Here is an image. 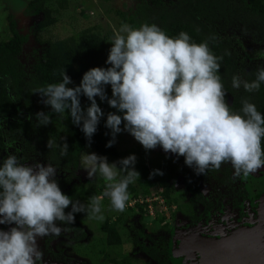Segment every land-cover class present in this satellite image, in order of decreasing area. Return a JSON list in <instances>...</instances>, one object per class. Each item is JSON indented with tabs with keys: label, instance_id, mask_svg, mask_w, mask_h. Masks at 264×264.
<instances>
[{
	"label": "clouds",
	"instance_id": "9594fccd",
	"mask_svg": "<svg viewBox=\"0 0 264 264\" xmlns=\"http://www.w3.org/2000/svg\"><path fill=\"white\" fill-rule=\"evenodd\" d=\"M110 42L106 60L110 67L90 68L75 87L68 86L72 80L64 68L61 82L33 92L61 119L67 118L69 110L72 123L81 128L89 146L105 115L97 103L99 97L123 113L107 114L105 126L112 136L107 147L116 142L118 133L127 131L145 150L159 145L166 153L183 156L197 175H206L210 168L219 170L224 163H230L237 176L264 168V115L247 100L243 114L231 110L218 75L223 57L214 55L207 41L193 42L184 31L170 37L156 24L145 23L139 28L121 25ZM262 82L264 69L251 82L233 76L232 87L253 92ZM106 85H111V98ZM81 95L90 101L86 110L81 107ZM35 115L38 126L52 123L43 111ZM54 145L49 139L47 147ZM55 146L60 147L62 157L68 154L66 141ZM21 161L12 154L0 165V225L10 226L0 228V264H39L43 253L38 238L59 236L62 229L57 221L71 224L77 213H87L90 219L103 222V197L109 198L113 210L123 212L128 187L140 178L135 154L112 163L95 152L82 154L81 167L88 178L99 175L105 181L103 196H93L86 207L62 192L52 163ZM156 174L163 172L153 170L150 177Z\"/></svg>",
	"mask_w": 264,
	"mask_h": 264
},
{
	"label": "trees",
	"instance_id": "16d2710c",
	"mask_svg": "<svg viewBox=\"0 0 264 264\" xmlns=\"http://www.w3.org/2000/svg\"><path fill=\"white\" fill-rule=\"evenodd\" d=\"M25 13H41L43 16L33 32L49 28L57 22V11L44 7L39 0H31ZM118 13L133 28L145 23L156 24L170 37H176L184 31L193 42L207 41L213 54L223 57L219 61L218 75L231 97L228 103L231 110L243 114V101L247 100L264 115V82L259 90L253 92L246 91L243 86L239 89L232 87L233 76L251 82L256 79L257 72L264 69V0H140L133 10ZM8 18L9 32L6 38L0 40V161L12 154H21L19 157L22 160L40 158L69 172V176L78 168L81 153L86 148L119 161L116 142L111 147L106 146L112 139L111 129L105 126L106 115L100 119L89 146L87 137L79 126L72 123L71 116H65L67 120L60 121V117L51 111V106L45 105L38 93H33L39 87L61 82L60 71L64 68L73 84L80 83L83 74L92 67H110L106 60L112 47L110 41L113 34L102 33L100 26H87L64 38L49 40L34 47L29 54L31 59L28 56L23 59L22 46L27 42L28 35L16 29L11 15ZM105 91L112 96L111 85H106ZM41 111L51 117L52 123L38 126L35 114ZM49 139L55 145H62L66 141L68 154L62 157L60 147L55 145L49 149ZM14 146L17 148L14 149ZM176 162L185 190L204 203L198 190V181L203 174L197 175L192 167L185 164L183 156H176ZM216 172V169L210 168L207 174L214 176ZM66 176L58 179V183H64ZM138 180L136 184L129 185V198L139 200L149 194L147 189H138V186L146 185L144 178ZM61 186L62 192L73 202L79 201L86 207L93 196L102 193V186L92 189L75 183L69 187ZM162 186L163 191L159 195L165 203H176V197L170 196V186ZM135 208L142 213L146 202H137ZM70 210L71 206L65 211ZM86 214L77 213L75 219ZM63 223L67 228L76 227V222ZM164 228L167 227L164 225ZM101 229L106 232L110 245L119 244L120 237L115 225L109 223V218L101 224ZM157 242L151 248L141 246V251L155 259L156 264H167L164 260L165 242L161 238Z\"/></svg>",
	"mask_w": 264,
	"mask_h": 264
},
{
	"label": "rangeland",
	"instance_id": "374dc122",
	"mask_svg": "<svg viewBox=\"0 0 264 264\" xmlns=\"http://www.w3.org/2000/svg\"><path fill=\"white\" fill-rule=\"evenodd\" d=\"M30 1L31 0H0V40L7 37L10 25L8 15H11L15 21L16 29H18L21 34L28 35L27 42H25L22 46L23 53L21 54V56L23 59H25V57L27 56L30 58L29 54L34 47H39L42 43H46L49 40L64 38L74 33L76 30L87 26H100V31L102 33L110 32L114 36V30L118 31L123 24L129 25L128 22L122 20L118 11L128 12L130 10H133L140 0H64L65 3L62 0H39V2H41L44 7H49L57 11V22L49 28L36 32H33V30H35V25L40 19H42L43 16L41 13L31 15L25 13V9ZM79 84L80 83L78 82L73 83L69 87H75ZM107 96L111 98L110 95ZM80 100L81 107L86 110V108L90 105V101L83 95H81ZM96 100L106 116L109 112H115L116 114L123 116V113L119 112L115 108L110 107V105L107 103V100L101 101L99 97H96ZM226 102H231V97L227 93ZM65 116H70L69 110L67 111V113H65ZM61 120H67V118H60V121ZM121 128L123 129V123L121 124ZM15 148L17 147L14 146V149ZM116 148L118 157L120 159L125 158L130 154L136 155L137 162L135 168L140 172V178H144V183L146 184L141 187L138 186V189L140 191H144L145 189H147L149 192L148 195L141 197L142 201L139 202H141L140 204H142L144 200L148 199L149 202L151 201L152 208L155 209V212L153 211V214L148 213L147 215H145L140 213L138 214L136 211L133 212L132 210H127L126 208L124 210H127L126 212L123 211L121 215H118L119 211L112 209L109 198L103 197L102 214L104 215L105 219L110 218L111 220H113V217L116 214L118 215V223L119 225L122 224L123 226V228H120V231L123 232L121 238L126 248V254H128L129 252V255L132 256V258H134L135 254V258H141L142 261H146L147 257L144 254L137 256V254H139L140 252L139 245H151L153 240H150L148 237L156 238V235L158 233L163 236L167 235L165 229L162 228V222L167 221L169 224H171L172 230L170 231V234L172 237L176 235V233L174 234L175 227L178 229V231H176L179 233V231L181 232L180 227L187 223L183 215H178V211L176 212V215L174 217V212L178 208H175V210L172 209L173 211L171 210L170 212L168 206L166 208L164 206V209L160 207V203H158L157 200H162V196L159 195L160 192L163 191L162 184L170 186V196L176 197V203L174 205L178 204V207H180L181 209L190 207V209L194 212V215L200 213V208L196 204H193L191 201H189V199L187 198L188 195H184L185 197H183V194L185 193L183 191L184 186L181 181V175L177 167V155L166 153L159 145L155 149L145 150L144 147L138 141H136L134 137L127 131H122L117 134ZM91 152L92 150L90 148H86L82 151L81 155ZM106 157L109 163L117 162L116 158H113L112 156ZM37 159L38 158L30 160L28 164H34L35 162L39 161ZM39 162L42 163L41 161ZM78 167V171L76 170L77 178L74 180V182H80L89 189L102 186L103 193L105 188V181L99 175L92 179H89L86 170L81 167V157ZM153 170H160L163 172V175L156 174L150 177V173L153 172ZM65 174L67 175L68 173L63 172V176ZM251 174L254 176V178H257V172ZM249 178L251 179V177L249 176L241 175L238 184L243 185L245 188H247L248 184H250V181L252 180H248ZM137 180L134 184L137 183ZM201 188L207 189L204 185H202ZM102 193H100L101 196H103ZM155 197L157 200L155 199ZM247 203L248 201L242 202L241 206L237 209H233L234 207H232L233 211H229L230 214L228 216L237 219V217L239 218L242 214H248L249 211H246V209H248ZM244 204L246 205L244 206ZM222 209L226 211L228 209L227 204L222 203ZM83 217L82 227L88 233V235H95L100 233V225L104 222L105 219L103 220V222L95 219H90L88 214ZM160 217L163 219L161 220ZM220 219L222 220L221 216L217 217V220ZM117 227L119 228L118 225ZM138 230H141L143 232L144 237L135 239V233ZM71 236V232H62L61 237L55 240L51 249L53 250V252H57L60 248H62L63 255H72V258H85L82 252H78L73 249L76 242L70 241ZM171 236L170 240L172 241L173 238ZM88 238L90 239V235L88 236ZM170 240L168 241L167 248L168 251L172 252V255L173 249L171 247ZM79 243L81 245H79L78 250L84 251L91 256L89 258L91 264H97L98 262L96 256L92 258V256H94L95 254L103 253L104 258L109 256L106 254V251L110 255L112 252L113 254L118 253L117 256H123V252L120 250V248H116L110 251L106 246L103 251L102 249L96 248L95 244H92L91 247V244L85 243V240ZM135 262L139 264V261ZM135 262L134 264H136ZM146 263L150 264L149 262Z\"/></svg>",
	"mask_w": 264,
	"mask_h": 264
},
{
	"label": "flooded vegetation",
	"instance_id": "af4514ba",
	"mask_svg": "<svg viewBox=\"0 0 264 264\" xmlns=\"http://www.w3.org/2000/svg\"><path fill=\"white\" fill-rule=\"evenodd\" d=\"M18 156H21V154H19ZM34 159H30V160H34ZM30 160H22L21 162L28 164ZM37 160L41 161L42 163L48 164L46 161H43L40 158H38ZM0 163L2 164L3 161H0ZM56 169H57V175L55 178L57 179V181L58 179H62L64 178V176H66V174L63 176V172L68 173L67 176L65 177L66 181L61 184L65 185L66 187H69L70 185L75 183L74 180L77 178V171L79 167L76 169L77 171H74L73 175L70 176H69V172L61 170L58 167H56ZM256 172H257V178H254L252 174L248 175L249 177H251L252 180L250 178L248 179L251 181L250 184H248L247 188H245L243 185L238 184V181L241 175L243 174L237 176L235 174V170L233 166L230 163L222 164L220 169L217 170L214 176H210L208 174L203 175L198 181V190H199V195L204 200V203L198 200L197 197L192 196V194L187 192L185 188L183 190L185 193L183 194V197H185L184 195H188V197L187 196L186 197L189 199V201H191L193 204H196L200 208V213L194 215V212L190 209V207H187L186 209H181L180 207H178V204L174 205L175 203H172L171 205H167L168 209H170V212L172 209L175 210V208L176 209L178 208L174 212V217L176 215V212L178 211L177 212L178 215L179 214L183 215L187 223L182 227H180L181 232L179 231V233L177 232L178 229L175 227L174 234L176 233V235L172 237L170 234V231L172 230L171 224H169L167 221L162 222V228H164V225L167 227L164 228L167 235L163 236L160 233H158L156 235V238H150L148 236H145L148 237L150 240H153V242L151 243V245H142V244L139 245V251L142 252L141 246L151 248L153 245L157 244L158 243L157 241H159V238H161L164 240L165 242L164 244L166 246V258H164V260L165 262H167V264H204L202 260L203 258H206V254L195 250L191 244L192 243L191 240L189 241L187 246H185L183 244L184 237L191 238L192 236H199L206 238L209 237L221 238V237L230 236L240 227H253L257 223V212L259 210L260 198L261 195L264 194V168H261ZM68 178L69 180H67ZM61 184L59 183L60 188H62ZM75 184L83 185L80 182H77ZM182 184L184 186L183 181ZM202 185H204L207 189L201 188ZM98 196H101V194H99ZM245 201L246 202L248 201L247 203L248 209H246V211H249L248 214L245 215L242 214L239 218L237 217V219L228 216L230 214L229 211L231 210L233 211V209H237L238 207L241 206V203ZM137 202H138L137 198L136 199L129 198V200L126 203L127 210L133 209L132 210L133 212L136 211L138 214L140 213L147 215L149 213L147 208H144V211L142 213L135 208V204ZM222 203L227 204L228 209L226 211L222 209ZM245 205L246 204H244V206ZM232 207L234 208L232 209ZM122 213L123 212H119L118 215H121ZM118 215L116 214L113 217V220L109 218V223H113L115 225L116 231L120 237V242L119 244L116 245H110L108 243L107 234L106 232L102 231L101 225H100L101 234L100 233L95 235L89 234L90 235V239H89L88 233L82 227V220L84 217L75 219L76 222L75 228H67L65 223L57 222V225L62 229L59 236L49 235L43 238H38V245L43 253V258L39 262V264H91L89 261V258L91 256L85 253L84 251L78 250L79 245H81L79 242L84 240L85 243H90L91 247L92 244H95L96 248L102 249L103 251L104 248L107 246L110 251L116 248H120V250L123 252L122 257L117 256L118 253L113 254L112 252L110 255L108 254L107 251L106 254L109 256L105 258L103 257V253L95 254L94 256H92V258L96 256V259L98 261L97 264H134L135 261H139V264H147L146 262H149L150 264H156L155 259L150 258L144 252L142 253L139 252L137 256L144 254L147 257L146 261L144 260L142 261L141 258H135V254H134V258H132V256L129 255V252L128 254H126L125 252L126 248L121 238L123 232L120 231V228H123V226L122 224L119 225L118 223L117 220ZM219 215L221 216L222 220L221 219L217 220V217H220ZM160 219L162 220L163 218L160 217ZM117 225L119 226V228L117 227ZM9 227H10L9 225H1V228H3L4 230H8ZM77 229H79V231H77ZM62 232L72 233L70 241L76 242L73 249L75 251L82 252L85 258H72V255H63L62 248H60L57 252H53V250L51 249L52 245L55 242V240L61 237ZM76 236H79V238H77ZM170 236L173 238L172 241L170 240ZM142 237H144L143 232L141 230L136 231L134 238L140 239ZM169 240L171 241V247L173 249L172 255H171L172 252L168 251L167 248Z\"/></svg>",
	"mask_w": 264,
	"mask_h": 264
},
{
	"label": "water",
	"instance_id": "95a60500",
	"mask_svg": "<svg viewBox=\"0 0 264 264\" xmlns=\"http://www.w3.org/2000/svg\"><path fill=\"white\" fill-rule=\"evenodd\" d=\"M190 240L195 250L206 254L204 264H264V194L253 227H240L221 238L184 237L183 244Z\"/></svg>",
	"mask_w": 264,
	"mask_h": 264
},
{
	"label": "built area",
	"instance_id": "2783aa9c",
	"mask_svg": "<svg viewBox=\"0 0 264 264\" xmlns=\"http://www.w3.org/2000/svg\"><path fill=\"white\" fill-rule=\"evenodd\" d=\"M155 199H156V197H155ZM155 199H154V201H155ZM156 200H157V199H156ZM139 201H142V199H139L138 202H139ZM145 201H146V208H147L148 212H149L150 214H153V213L155 212V209L152 208L151 201L149 202L148 199L144 200V202H145ZM157 201H158V203H160V207H162L163 209H164V206H165V208L167 207V204L165 203V201H164L163 198H162V200H157ZM144 202H142V204H143ZM140 203H141V202H140ZM153 211H154V212H153Z\"/></svg>",
	"mask_w": 264,
	"mask_h": 264
}]
</instances>
